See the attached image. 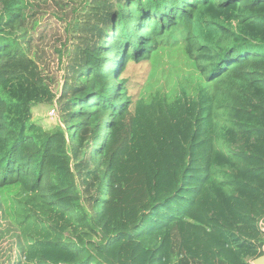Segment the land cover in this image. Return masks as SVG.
<instances>
[{
	"label": "trees",
	"instance_id": "obj_1",
	"mask_svg": "<svg viewBox=\"0 0 264 264\" xmlns=\"http://www.w3.org/2000/svg\"><path fill=\"white\" fill-rule=\"evenodd\" d=\"M26 7L0 0V198L25 262L260 257L264 0H90L66 24L77 42L57 97L20 40ZM169 43L192 88L132 102L121 74ZM51 102L63 125L44 130L32 109Z\"/></svg>",
	"mask_w": 264,
	"mask_h": 264
},
{
	"label": "rangeland",
	"instance_id": "obj_2",
	"mask_svg": "<svg viewBox=\"0 0 264 264\" xmlns=\"http://www.w3.org/2000/svg\"><path fill=\"white\" fill-rule=\"evenodd\" d=\"M89 1L26 0V18L20 28V40L24 42L27 55L37 63L45 76L55 97L63 84L68 51L77 42L72 36V29H66V24L85 11ZM192 72L178 45L169 43L158 47L147 61L138 64L129 62L120 78L128 81L127 96L136 102L156 90L166 94H179L180 89L190 90ZM52 104H40L32 109V121L44 130L63 125L59 112L56 110L55 115L52 113ZM98 137L102 139V135ZM96 144L93 142L88 146L89 152ZM13 197V191H9L4 199L9 201ZM4 207L5 202L0 198V264H28L23 256L22 237L8 213L2 212ZM261 227L264 229V223Z\"/></svg>",
	"mask_w": 264,
	"mask_h": 264
},
{
	"label": "water",
	"instance_id": "obj_3",
	"mask_svg": "<svg viewBox=\"0 0 264 264\" xmlns=\"http://www.w3.org/2000/svg\"><path fill=\"white\" fill-rule=\"evenodd\" d=\"M113 31V29H112ZM252 264H264V245L262 247V255L252 261Z\"/></svg>",
	"mask_w": 264,
	"mask_h": 264
},
{
	"label": "built area",
	"instance_id": "obj_4",
	"mask_svg": "<svg viewBox=\"0 0 264 264\" xmlns=\"http://www.w3.org/2000/svg\"><path fill=\"white\" fill-rule=\"evenodd\" d=\"M54 109H52V113L55 115V110L53 111ZM264 223V222H260V227H261V224ZM262 231H264V229L261 227Z\"/></svg>",
	"mask_w": 264,
	"mask_h": 264
}]
</instances>
